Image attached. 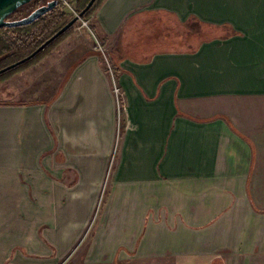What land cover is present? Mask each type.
Masks as SVG:
<instances>
[{
	"label": "crops",
	"instance_id": "1",
	"mask_svg": "<svg viewBox=\"0 0 264 264\" xmlns=\"http://www.w3.org/2000/svg\"><path fill=\"white\" fill-rule=\"evenodd\" d=\"M95 20L113 73L75 50L0 99V264H264V0Z\"/></svg>",
	"mask_w": 264,
	"mask_h": 264
},
{
	"label": "rangeland",
	"instance_id": "2",
	"mask_svg": "<svg viewBox=\"0 0 264 264\" xmlns=\"http://www.w3.org/2000/svg\"><path fill=\"white\" fill-rule=\"evenodd\" d=\"M64 3V11L69 16V21L78 15L82 10L83 3H78V0H61ZM84 2V0L82 1ZM102 3V2H101ZM100 3L97 1L91 7V12L80 17L76 23L71 26V32L62 40L51 48L47 54L30 64L28 67L17 70L6 79L0 80V99L9 97L6 93L7 89L14 87L29 89L34 88L37 91L35 96L48 99L58 93L61 87V82L65 78V73L61 70L66 58L72 51H81L88 48H100L101 56L107 70L110 73L114 72V65L109 54L107 46H100L101 38L93 36L97 29V21L95 15ZM96 33V32H95ZM111 69V70H110ZM116 72V70H115ZM120 114H121V109Z\"/></svg>",
	"mask_w": 264,
	"mask_h": 264
},
{
	"label": "trees",
	"instance_id": "3",
	"mask_svg": "<svg viewBox=\"0 0 264 264\" xmlns=\"http://www.w3.org/2000/svg\"><path fill=\"white\" fill-rule=\"evenodd\" d=\"M50 1L52 0H32L10 14L8 20L16 21L23 19L29 16L34 10L48 4ZM82 1L83 0H78V3H83L81 10L86 7L90 0H84V2ZM102 1L103 0H97V3L99 4ZM63 7V1L59 0L58 4L49 12L28 25L0 28V69L30 55L55 33H57L65 24H67L69 22V16L64 11ZM91 10L92 8L85 13V16L88 15ZM71 30L72 27L55 38L50 44L45 46L43 50L38 52L28 61L0 74V80L6 79L17 70L28 67L43 55L47 54L51 51V48L67 36Z\"/></svg>",
	"mask_w": 264,
	"mask_h": 264
},
{
	"label": "water",
	"instance_id": "4",
	"mask_svg": "<svg viewBox=\"0 0 264 264\" xmlns=\"http://www.w3.org/2000/svg\"><path fill=\"white\" fill-rule=\"evenodd\" d=\"M32 0H0V28L2 27H19L28 25L43 15H45L47 12H49L53 7H55L59 0H52L48 2V4L43 5L36 10H34L29 16L16 20V21H10L8 20V17L10 14H12L14 11H16L21 6L29 3ZM97 0H90L86 7L74 18H72L67 24H65L57 33H55L50 39H48L45 43H43L39 48H37L34 52H32L27 57H24L23 59L10 64L2 69H0V74L28 61L30 58L34 57L38 52L43 50L45 46L50 44L55 38H57L59 35L63 34L66 30H68L71 26H73L76 21L80 19L96 2Z\"/></svg>",
	"mask_w": 264,
	"mask_h": 264
},
{
	"label": "built area",
	"instance_id": "5",
	"mask_svg": "<svg viewBox=\"0 0 264 264\" xmlns=\"http://www.w3.org/2000/svg\"><path fill=\"white\" fill-rule=\"evenodd\" d=\"M110 70H111V69H110ZM115 89H116V92H118V91H119L117 87H116Z\"/></svg>",
	"mask_w": 264,
	"mask_h": 264
}]
</instances>
